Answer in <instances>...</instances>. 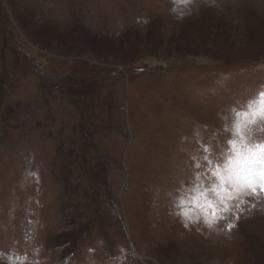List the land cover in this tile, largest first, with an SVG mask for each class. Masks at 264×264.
<instances>
[{"label":"rangeland","instance_id":"1","mask_svg":"<svg viewBox=\"0 0 264 264\" xmlns=\"http://www.w3.org/2000/svg\"><path fill=\"white\" fill-rule=\"evenodd\" d=\"M262 98L264 0H0V264H264L205 221Z\"/></svg>","mask_w":264,"mask_h":264},{"label":"snow or ice","instance_id":"2","mask_svg":"<svg viewBox=\"0 0 264 264\" xmlns=\"http://www.w3.org/2000/svg\"><path fill=\"white\" fill-rule=\"evenodd\" d=\"M241 115L246 120L256 115L264 120V98L254 112L236 113L237 117ZM250 122L255 123L254 120ZM233 131L238 139L230 141L232 151L227 162L222 167H214L211 173L219 181L218 185L209 190L215 199L205 193L206 223L212 228L224 222L228 231L235 226L234 220L240 218L239 213L243 210L240 206L247 202L243 197L259 198L260 193H264V143L251 140L241 128L239 119ZM213 148V145H206L203 149V159L207 165L213 164ZM196 167L201 165L198 163Z\"/></svg>","mask_w":264,"mask_h":264},{"label":"trees","instance_id":"3","mask_svg":"<svg viewBox=\"0 0 264 264\" xmlns=\"http://www.w3.org/2000/svg\"><path fill=\"white\" fill-rule=\"evenodd\" d=\"M77 98H79V97H77ZM77 102H78V100H77Z\"/></svg>","mask_w":264,"mask_h":264},{"label":"bare ground","instance_id":"4","mask_svg":"<svg viewBox=\"0 0 264 264\" xmlns=\"http://www.w3.org/2000/svg\"><path fill=\"white\" fill-rule=\"evenodd\" d=\"M72 105V104H71ZM73 106V105H72ZM108 138V137H107Z\"/></svg>","mask_w":264,"mask_h":264}]
</instances>
